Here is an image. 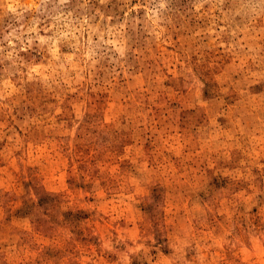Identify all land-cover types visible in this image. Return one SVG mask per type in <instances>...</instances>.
Here are the masks:
<instances>
[{
  "label": "rangeland",
  "instance_id": "rangeland-1",
  "mask_svg": "<svg viewBox=\"0 0 264 264\" xmlns=\"http://www.w3.org/2000/svg\"><path fill=\"white\" fill-rule=\"evenodd\" d=\"M0 264H264V0H0Z\"/></svg>",
  "mask_w": 264,
  "mask_h": 264
}]
</instances>
